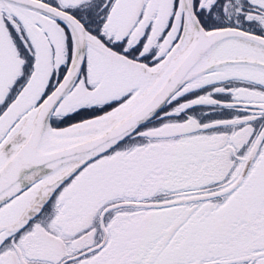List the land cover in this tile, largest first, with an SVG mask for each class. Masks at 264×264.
<instances>
[{
  "label": "snow or ice",
  "instance_id": "1",
  "mask_svg": "<svg viewBox=\"0 0 264 264\" xmlns=\"http://www.w3.org/2000/svg\"><path fill=\"white\" fill-rule=\"evenodd\" d=\"M0 264H264V0H0Z\"/></svg>",
  "mask_w": 264,
  "mask_h": 264
}]
</instances>
